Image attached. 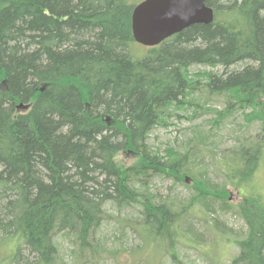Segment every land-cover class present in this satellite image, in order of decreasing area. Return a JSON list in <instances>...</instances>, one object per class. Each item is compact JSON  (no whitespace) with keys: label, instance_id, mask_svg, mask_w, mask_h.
<instances>
[{"label":"trees","instance_id":"trees-1","mask_svg":"<svg viewBox=\"0 0 264 264\" xmlns=\"http://www.w3.org/2000/svg\"><path fill=\"white\" fill-rule=\"evenodd\" d=\"M136 2L0 0V264L94 263L107 201L139 206L131 230L140 257L151 255L147 262L169 254L183 264V246L200 252L199 236L186 235L193 211L209 198L227 201L228 190L186 170L191 150L167 151L164 161L146 144L170 107L194 104V91L223 94V112L241 110L244 122H258V134L235 137L222 158L229 182H247L264 162V0H206L209 23L142 56L132 48ZM193 64L219 72L197 81L186 74ZM195 138L200 146L202 136ZM127 156L133 163H123ZM157 173L178 181L189 175L192 199L156 197L148 185ZM242 196L235 212L243 236L215 224L207 230L221 232L215 244L236 247L226 264H264V196ZM62 241L73 254L68 263ZM205 252L209 264L222 261L216 250Z\"/></svg>","mask_w":264,"mask_h":264},{"label":"rangeland","instance_id":"rangeland-1","mask_svg":"<svg viewBox=\"0 0 264 264\" xmlns=\"http://www.w3.org/2000/svg\"><path fill=\"white\" fill-rule=\"evenodd\" d=\"M140 1L137 0L136 3ZM132 48L136 55L142 56L149 47L136 43ZM206 71L219 72L217 67L193 64L188 66L186 74L195 78L194 80L203 81V76H200V73ZM198 86L200 87V84ZM224 97L226 96L220 94L207 98L200 90L190 93L188 99H192L194 104L192 106L181 105L178 108L170 107L171 110L169 109L162 122L151 129L146 141L153 154H158V157L164 161L168 159L167 151L172 156L173 152L185 153L191 150L186 170L194 176L203 174L204 178L216 188L226 186L227 201L220 202L216 198H209L203 203L197 204V210L193 211V217L189 221L190 230L186 233L188 236L189 234L199 236L198 239L204 246L200 252L216 250L219 260L222 258L218 264H226L237 249L223 240H219L220 243L218 241L215 244L216 238L220 239L219 233L221 232L211 233L207 228L215 224L216 228L243 236L244 221L236 214L235 206L243 200L242 195L250 194L251 190L264 196V162H261L250 180L245 183L233 186L226 177L227 171L223 168L222 163L225 159L222 158H227L230 148L235 145V137L254 136L259 132V125L256 120L244 122L241 110L223 112L226 108ZM230 97L233 99L232 96ZM216 110L222 111L220 117H215ZM249 110L246 109L244 112H249ZM197 136H202L203 143L200 146H195V137ZM123 163L126 165L133 163L132 157L123 158ZM187 178L178 181L172 176L157 173L150 179L148 190L156 197H167L182 204L192 199L193 187H196V185L193 186L194 183H191L189 175ZM103 209L105 217L95 236L98 248L102 252L99 257L94 259V263L88 264H178L171 259L169 254H160L157 261L147 262L151 255L145 254H142L141 257H145L141 259L138 252L139 240L131 230L140 216L138 205L116 208L107 201L103 204ZM200 210H204V213ZM133 247L137 249V251L134 249V253L131 252ZM59 251L62 259L67 263L70 262L73 254L67 242L59 243ZM200 252L183 246L178 255L183 264H209L206 252L205 255ZM148 253L150 254V252Z\"/></svg>","mask_w":264,"mask_h":264},{"label":"water","instance_id":"water-1","mask_svg":"<svg viewBox=\"0 0 264 264\" xmlns=\"http://www.w3.org/2000/svg\"><path fill=\"white\" fill-rule=\"evenodd\" d=\"M205 2L206 0H144L132 14L134 39L144 45H156L191 25L209 23L213 10Z\"/></svg>","mask_w":264,"mask_h":264},{"label":"bare ground","instance_id":"bare-ground-1","mask_svg":"<svg viewBox=\"0 0 264 264\" xmlns=\"http://www.w3.org/2000/svg\"><path fill=\"white\" fill-rule=\"evenodd\" d=\"M139 4V3H138Z\"/></svg>","mask_w":264,"mask_h":264}]
</instances>
